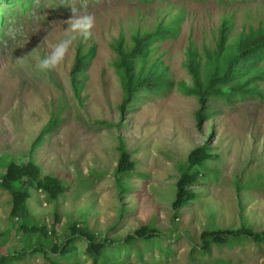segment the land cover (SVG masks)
I'll return each mask as SVG.
<instances>
[{
  "label": "rangeland",
  "instance_id": "obj_1",
  "mask_svg": "<svg viewBox=\"0 0 264 264\" xmlns=\"http://www.w3.org/2000/svg\"><path fill=\"white\" fill-rule=\"evenodd\" d=\"M230 4L224 8L217 0H27L23 9L15 4L0 33V176L8 161L31 158L41 176L57 177L64 191L52 199L41 189H31L29 222L55 235L25 236L21 221L10 216L11 195L0 185V255L28 253L29 244L43 243L48 249L52 241L62 242L76 222L97 240L110 241L106 251L112 264H195L189 252L203 229L244 224L264 230V97L215 101L217 112L197 123L199 103L180 88L182 83L192 85L184 64L188 38L197 43L210 38L224 12L233 13V32L243 24L264 22V0ZM172 5L184 9V20L177 36L161 41L155 51L170 84L121 111L124 92L110 42L119 34L129 40L131 28L138 24L151 27L157 11ZM85 14L95 17L87 40L67 23ZM72 37L64 61L41 71L39 60L52 45ZM79 44L84 52L94 47L84 74L76 79L81 86L76 90L70 71ZM204 143L213 154L190 186L196 196L175 211L180 168L187 165L189 152ZM122 148L133 163L124 172L117 171ZM55 212L60 216L57 222ZM145 224L159 235L151 244L136 241L138 254L123 240ZM251 242L213 245L202 263L264 264V245L258 248ZM74 244L68 256L46 255L59 264H93L84 251L86 240L79 237ZM26 262L53 264L41 251L17 264Z\"/></svg>",
  "mask_w": 264,
  "mask_h": 264
},
{
  "label": "trees",
  "instance_id": "obj_2",
  "mask_svg": "<svg viewBox=\"0 0 264 264\" xmlns=\"http://www.w3.org/2000/svg\"><path fill=\"white\" fill-rule=\"evenodd\" d=\"M217 2L221 3L224 8L232 7L230 6L232 0H217ZM16 3L19 9H23L27 0H0V5L6 7V9L0 8V33L5 29V15L14 10ZM184 16L185 11L182 8L173 6L170 9H160L151 27L138 24L131 28L129 40H126L123 34H119L110 42V47H113L117 53L114 65L124 92L120 105L121 111L130 108L131 103L144 98L146 93L161 91L170 84L167 81L166 69L155 51L161 41L177 36ZM210 32V38L204 37L201 43L188 38L185 46L184 64L191 75L192 85L182 83L180 88L184 94L196 97L199 103V108L195 113L197 123L208 120L217 112V109L212 106L215 101L223 100L230 103L246 96L264 97L262 87L264 81V22L259 20L256 25L243 24L238 31L233 32V13L224 12L218 24ZM77 47L70 71L76 90L81 87L80 81L77 82L76 79L84 74L85 65L93 53L92 47L94 46L91 45V48L85 52L79 48L81 44ZM53 123L54 121H51L50 124ZM49 128L48 126L47 129ZM212 150L207 143H204L189 152L187 165L180 168V175L176 181V192L172 202L175 211L196 196L190 186L199 180V167L211 158ZM129 157V152L122 148L117 171L124 172L132 167L133 163ZM0 185L11 195L10 216L21 221L19 229L25 236L37 232L43 237L55 235L53 230L49 231L41 224L29 222L27 199L31 196V189H41L50 198H57L64 191L57 177L51 174L41 176L38 165L31 158L26 162L10 160L0 176ZM54 216L57 222L60 216L57 212ZM158 235L156 228L147 224L140 225L125 236L123 244L127 249L134 247V250L136 249L135 251L140 254V248L135 246L136 241L151 244L152 238ZM79 237L86 240L84 251L91 257L93 264H112L109 262L106 251L110 241L97 240L88 227H80L76 222L70 224L69 233L62 242L52 241L48 249L43 243L29 244L32 249L28 253L18 251L13 254H1L0 264H17L19 260L33 255L36 251L43 252L53 264H59L54 259L48 258L46 254L56 253L60 256H68L76 249L74 241ZM199 239L198 243L193 244L189 258L195 264H204L202 261L211 255L213 245L220 248L223 245L232 246L235 243H241L244 239H249L251 243L260 248L264 245V230H253L244 224L238 228L203 229L199 234Z\"/></svg>",
  "mask_w": 264,
  "mask_h": 264
},
{
  "label": "clouds",
  "instance_id": "obj_3",
  "mask_svg": "<svg viewBox=\"0 0 264 264\" xmlns=\"http://www.w3.org/2000/svg\"><path fill=\"white\" fill-rule=\"evenodd\" d=\"M95 17L91 14L81 15L75 18L68 19L71 31L78 32L85 40L92 35V28L94 27ZM72 38L62 39L52 45L50 53L39 60L38 67L41 71L50 70L61 64L73 43Z\"/></svg>",
  "mask_w": 264,
  "mask_h": 264
}]
</instances>
